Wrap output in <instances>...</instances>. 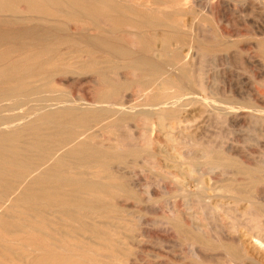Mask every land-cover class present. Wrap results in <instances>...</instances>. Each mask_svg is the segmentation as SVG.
Here are the masks:
<instances>
[{
  "label": "bare ground",
  "instance_id": "1",
  "mask_svg": "<svg viewBox=\"0 0 264 264\" xmlns=\"http://www.w3.org/2000/svg\"><path fill=\"white\" fill-rule=\"evenodd\" d=\"M19 5L24 7L25 12L37 14L39 19H45L49 12L52 15L62 12L64 17H68V15L91 17L98 11L103 15L105 11H109L106 8L110 9L112 5L106 0H0V45L12 42L20 48L26 43H41L42 46L33 53H22L17 61L11 62H8L10 59L5 61V58L9 56L8 49L13 48V45L0 50V214H5L9 210L15 213L8 215L10 217L12 215V218L14 216L15 219L12 224L10 223L11 225L3 217H0V229L6 235L29 234L28 239L20 238L21 240L17 241L20 244H23L22 241H28L25 245L31 253L28 252L27 264H128L126 260L128 245L132 243L134 235L128 234L126 230H130L131 226L122 223V214H114L115 211L105 202L113 194H121L126 197L130 195L135 184L129 180L131 171L126 170L138 163H141L140 165L150 163V166L176 169L185 191L191 185L186 180V176L195 180L194 185L202 193H205L208 190L207 185H210V176L206 177L208 183L203 179H197L204 176L202 172L195 171L193 165L208 164V175L224 174L225 179H223L222 185L230 193L227 195L217 193L218 195L215 196L207 194L206 202L211 205L212 210L220 207L227 214L230 211H235L240 219L229 222L220 220L217 223L200 222L192 212H187L188 217L180 212L179 221L173 222L175 223L174 227L180 234L191 239L193 243L202 242L200 237L202 233L212 229L218 230L221 235L219 234L220 237L215 238L223 244L228 264H235L237 260L247 258L258 259L263 263L264 236L261 233L264 231V153L261 151L263 155L256 156V152H254L253 155L239 147L240 145L238 146L237 140L234 138L225 141L213 138L214 140H205L206 146L203 145L196 150L183 145L185 146L184 151L176 156L172 149H168L164 143L153 139L154 133L152 138L148 137L147 133L151 128L157 131L176 128L182 140L184 137H194L204 127L202 120L192 113L194 106L201 103L232 118L237 117L243 108L259 111L262 114V119L258 134L264 137V99L260 96L254 98L253 93L241 96L239 91V93L237 91L235 93L232 90L233 93L227 89V92L229 91L230 94H234L242 100L228 102L216 99L220 94H223L216 90L218 87L215 89L205 84L206 86L203 85L204 88H202L199 83H195L202 89L198 94L186 92L189 87L183 85L182 89L185 90L182 91L180 97L172 100L161 96L160 91H156L162 87L158 82L160 75L173 69L184 76L187 69H191L194 59L198 56V50L203 49L193 43L190 38L181 35L180 32L187 26L186 23L171 21L166 25L170 29L164 39L166 44L158 46L157 41H155L156 45L152 44L148 37L140 42L139 52L141 54H138L136 58L125 60V68L137 70L140 75L137 84L142 95L140 94L135 99L125 95L123 99L120 98V92H123L127 86H117L109 81L105 77L104 68H100V62L94 57L95 53L100 51L120 56H129L132 53L125 47L119 46L112 36H96L85 40L93 55L90 69L99 78L102 87L100 86L101 88L96 91L94 96L95 100L99 102L98 104L90 106L81 103L75 104L74 99H66L62 93L57 92L49 78L43 75L45 70L49 69L47 67H54V64L56 69H50L51 72H61L55 63L56 57L61 53H53L52 58L41 60L42 55H47L50 50L42 45L45 37L40 34V27L27 26L16 33L14 29L9 28L14 23H18L13 14ZM206 9L207 7L204 10ZM134 27L139 30L138 25ZM54 28L57 31L63 30L62 26ZM126 35L124 34V36ZM238 36H240L239 33ZM245 42L242 44V48L248 49L250 43ZM226 49H228L227 44L222 43L221 40H216L212 47V50ZM142 53H148V55ZM28 63L31 64L28 65ZM61 64H65L66 67L70 66L66 62ZM119 73L121 74V72ZM120 74L117 75L120 76ZM133 79L135 80V77ZM92 82L98 84L96 80H92ZM232 88L230 86V89ZM244 93L242 94L244 95ZM132 101L142 102L135 104L131 103ZM215 101L223 102L217 104ZM207 111L210 110L207 109ZM246 111L249 112V110ZM111 117H115L113 122H111ZM134 118H137L141 124V136H139L142 138V142L137 145L138 148L122 150L118 143L106 145V141L100 138L103 128L114 127L117 123L128 122L129 119ZM261 126L263 127L261 128ZM257 129L259 130V127ZM203 132L202 134H204ZM162 135L168 141H175L174 135L172 137L166 133H162ZM241 142L243 143V141ZM260 144V147L262 144L264 146V142ZM125 145L122 144V147ZM183 162L185 165L180 164ZM177 179L179 180V178ZM213 183L215 184L214 181ZM177 187L180 186L177 185ZM168 192L171 191L168 190ZM5 203H8L6 207L8 209L4 208ZM187 208L188 206L185 207V209ZM254 229H258L259 233L251 232ZM131 231L134 232V230ZM218 231L216 232L219 233ZM0 239L4 240L2 236ZM9 240L11 239L9 238ZM3 248L10 250L7 245H3ZM19 255L13 260H20L22 256Z\"/></svg>",
  "mask_w": 264,
  "mask_h": 264
},
{
  "label": "rangeland",
  "instance_id": "2",
  "mask_svg": "<svg viewBox=\"0 0 264 264\" xmlns=\"http://www.w3.org/2000/svg\"><path fill=\"white\" fill-rule=\"evenodd\" d=\"M106 2H109L112 5V8H106V10L109 11H105V14L103 15L99 14V11L95 12L91 17L76 15H68V17H64V13L62 12L55 13L54 15L49 12L45 19H39L37 14L25 12L24 7L21 5L16 8V11L13 14L18 23H14L9 28L14 29L15 33L21 28H25L27 26L36 25L40 27V34L45 37V41L42 42V45L45 46L46 49L50 50H47V55H42L41 60L52 58L54 56L53 53H61L55 60L56 66L61 72H51V70L56 69L55 64L53 63L54 67H47L49 69L45 70L43 75L49 78V81L52 82L55 90L62 93L66 99H78L79 101L73 100V102L75 104L81 103L82 105L87 106L99 103L95 100L94 96L96 91L100 89L102 85L99 78L90 69V61L92 60L93 55L89 44L85 40L103 35L112 36L119 46L125 47L132 53L129 56L107 54L105 51L95 53L94 57L100 62V68H104V71L106 72L105 77L117 86H127L126 89H123V92L121 91L122 93L120 92L121 95L119 94L121 99L124 98V95L128 98H131L132 96V99L137 98L140 94L142 95V91L139 89L137 84L140 79V75L138 74L139 72L127 67L125 68V60L127 61L134 57L136 58L138 54H141L139 52L140 42H143L148 37L152 44L154 43L156 45L157 42L158 46L166 44L164 39H166L167 33L170 30L166 25L170 24L171 21L186 23L187 26H185L184 30L180 32L181 35L183 37L190 38L193 43L199 45L203 49L198 50V56L194 59L193 65L190 67L191 69L188 68L184 76L177 70L173 69L167 70L166 73H162V75H160L161 77L158 82H160L162 87L155 90L157 92L160 91L159 93L161 96L166 99L174 100L175 98L180 97L182 91L185 90L182 89L183 85H185V87H189V89H186V92L198 94L202 91L199 86L202 85L201 87L204 88L203 85L208 84L207 86H212V88L215 89L217 87L221 88H219L220 91L218 88L216 90L223 94H220V96L216 97V99L218 98L228 102L242 101L239 97H236L234 94H230L229 91L227 92V89L231 91L233 90L234 92L237 91V93L240 92L241 96H245L248 93L251 95L253 93L252 95H255L254 98L256 96H260L264 99V45H262L264 42V0H106ZM204 7H207V9L204 10ZM140 24H143V26H140ZM135 25H138L139 30L135 29ZM57 26H62L63 30L59 29L57 31L54 28ZM3 28L5 29V27ZM232 30L233 32H231ZM238 33L242 37L238 36ZM124 34L127 35L124 36ZM216 40H221L224 44L226 43L228 49L221 51L212 50ZM245 41H248L251 44H249L248 49L242 48V44L246 43ZM11 44L12 42H8L7 44L0 45V50L9 48ZM40 44L41 43H26L20 48L16 43H14L12 44L13 48L10 50L8 49L10 53L9 56L5 58V61L9 59L10 60L8 62L17 61L22 53L30 54L35 52L37 48L42 47ZM144 55H148V53ZM64 62H66V64L69 63L70 66L66 67L65 64H61ZM31 63H33V61H31ZM31 63H28V65ZM119 72H121V74ZM126 72H129V76ZM201 73L204 75H199ZM117 74H120V76ZM86 77L88 78L86 79ZM133 77H135V80ZM89 79L91 80L89 81ZM64 80H67V84ZM92 80H96L98 84H94ZM195 83H199V86ZM230 86L231 88L233 86V88L230 89ZM243 92H245L244 95L242 94ZM228 93L229 95H227ZM141 102L142 101H132L131 103L140 104ZM174 102L177 103V101ZM220 102L223 101H215L217 104ZM196 106H194L192 113L193 115L195 114L194 116H197L199 120H202L205 128L202 127L201 131L194 137H184V140H182V138L179 137L176 128H171L173 130L164 129L162 131H157L154 128L152 130L151 128V130L148 131L147 136L152 138L155 134L153 139H158L160 142L164 143L168 149H172L176 156L184 151L185 146L183 145H187L189 149L196 150L201 148L203 145L206 146L205 140H211L213 138L219 141L231 140L234 138L237 140L236 143L238 146L240 145L239 147L247 152L253 153V155L255 154L254 152H256V156L263 155L264 146L262 143L264 142V137H261V135L258 134L260 133V122L262 119V114L259 111L256 112L252 109L251 111L250 108H243L241 109L242 114H238L239 117L237 115V120V117H227L223 113L212 110L209 106L202 105L201 103L196 104ZM207 109L210 111H207ZM246 110H249V112ZM229 118L231 123L229 122ZM110 119L112 120L111 122H113L115 117H111ZM233 119L235 120L233 121ZM152 120L154 121V118ZM135 121H137L138 124ZM257 127H259V130ZM262 127L263 126H261V128ZM115 130L118 131L115 132ZM140 132V121L137 118H134L129 119L128 122L117 123L114 127L103 128L101 130L100 138L106 141H104L106 145H109L110 143L115 145L118 143V146H120L122 150H130L138 148L139 146L137 145L142 142ZM202 132L204 134H202ZM162 133H166L171 137L174 135L173 137H175V141H168ZM205 135H207L208 138ZM135 139L137 141L139 139L140 140L136 143L137 141ZM241 141H243L244 144ZM260 141L262 145L260 144ZM122 144L127 145L122 147ZM140 164L138 163L126 170L131 171L129 180H131V183L135 184L133 187L134 190H131L130 195L126 197L121 194H113L111 197L106 199L107 202H105L106 204H109V207L113 211H115L114 214H122V223L131 226L130 230H126L128 234L134 235L132 243L129 244L130 246L128 245L130 250L133 249L132 251L128 249L130 252L127 250L126 260L128 264H228L224 255L225 251L223 249V244L215 238L220 237L221 235L218 230L212 229L204 234L202 233V235H200L202 242L193 243L191 239L180 234L174 227L175 223H173L179 221L180 212L186 217H188L187 212H192L193 215L200 220V222L205 221L217 223L220 220L221 222L239 220L240 216L235 211H230V213L228 212L229 214H227L220 207L212 210L211 205L206 202L207 194L215 196L218 194L227 195L230 193L224 185H222L225 175L219 173L214 176L208 175V164L193 165V169L197 172H202L204 176L198 177L197 179H203L206 183H208V179L206 177L210 176V185H207L208 190L205 193H202V191L194 185L195 180L186 176V180H188L191 185L189 186L190 188H187V191H185L183 190V185L180 183L181 178L176 169L150 166V163L147 165ZM180 164L183 165L184 162ZM131 178L135 180H132ZM177 178H179V180ZM177 185L180 187H177ZM168 190L171 192H168ZM189 198L190 200H188ZM8 203H5V209H8L6 208ZM128 203L129 205H127ZM186 205L188 206L187 209H185V207H187ZM198 205H200V207H198ZM178 209L181 210L178 211ZM132 210L134 212H131ZM11 213L12 215L15 214L11 210H9V212L7 211L5 214H0V217H3L4 220L9 222V225H11L15 220L14 216L13 218L12 215L11 217L8 216ZM131 230H134V232ZM251 232L259 233L258 229H254ZM261 235L264 236V231H262ZM1 236L4 240L0 239V264H27V260L29 258L28 252L31 253L25 245L28 241H22L23 244H20L17 241H19L20 238L28 239L29 234L6 235V233L4 234L0 229V237ZM9 238L11 240H9ZM3 245L10 247V250H5ZM18 253L21 254L19 255ZM18 255L20 257L22 256V258L20 260H13V258L18 257ZM207 255L209 256L207 257ZM238 263L264 264V262L262 263L260 260L254 258L237 260L235 264Z\"/></svg>",
  "mask_w": 264,
  "mask_h": 264
}]
</instances>
